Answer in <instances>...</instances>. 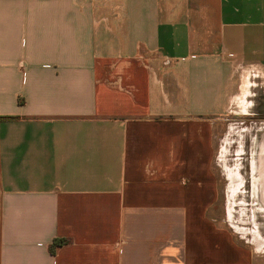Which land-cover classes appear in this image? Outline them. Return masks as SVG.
<instances>
[{
    "label": "crops",
    "instance_id": "obj_1",
    "mask_svg": "<svg viewBox=\"0 0 264 264\" xmlns=\"http://www.w3.org/2000/svg\"><path fill=\"white\" fill-rule=\"evenodd\" d=\"M232 120L264 204V0H0V264H207Z\"/></svg>",
    "mask_w": 264,
    "mask_h": 264
},
{
    "label": "rangeland",
    "instance_id": "obj_2",
    "mask_svg": "<svg viewBox=\"0 0 264 264\" xmlns=\"http://www.w3.org/2000/svg\"><path fill=\"white\" fill-rule=\"evenodd\" d=\"M222 123V122H221ZM261 123H259L260 125ZM227 154L226 163L222 158L223 165H226L227 171L222 168L217 167L214 172L218 179V187L220 189V199L219 201L212 204L211 208V224L205 223V228L209 229L210 235L205 234L204 240L201 239V235L197 233V225L190 224L189 229V244L197 245L199 244L203 250L209 249L207 251L208 256L205 257L201 255L200 260H205L207 264H219L224 260L223 255H220L222 247L220 246L221 240H217L214 231L219 228L225 229L227 233V238L240 245L251 247V243L264 246V204L262 202L251 201L248 194H245V190L249 188V185L245 186L242 179L237 182V184H231L236 178V172L233 169L236 163L235 153L237 151V146L241 140L240 135L241 130L244 128H256V124L252 121H227ZM212 128L221 130L224 128V124L219 126V123L215 122L212 124ZM225 129V128H224ZM230 131L232 133L230 134ZM232 135V136H229ZM224 140V139H223ZM244 145L247 147L246 151L250 152L253 141L251 138H243ZM219 138H216L215 155L216 162L219 157ZM243 175H246V169L242 170ZM238 190L237 195L230 197L229 192L233 190ZM227 193V194H226ZM230 197V199H229ZM216 227V228H214ZM223 237V235H221ZM218 242V245H217ZM262 246V247H263ZM190 256L192 259H197L196 250H190ZM245 259V256H243ZM193 259V260H194Z\"/></svg>",
    "mask_w": 264,
    "mask_h": 264
},
{
    "label": "trees",
    "instance_id": "obj_3",
    "mask_svg": "<svg viewBox=\"0 0 264 264\" xmlns=\"http://www.w3.org/2000/svg\"><path fill=\"white\" fill-rule=\"evenodd\" d=\"M59 243H63V241L59 242Z\"/></svg>",
    "mask_w": 264,
    "mask_h": 264
}]
</instances>
